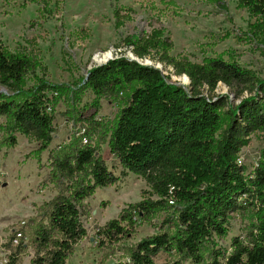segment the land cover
Here are the masks:
<instances>
[{
    "label": "trees",
    "instance_id": "obj_1",
    "mask_svg": "<svg viewBox=\"0 0 264 264\" xmlns=\"http://www.w3.org/2000/svg\"><path fill=\"white\" fill-rule=\"evenodd\" d=\"M238 2L256 18L249 33L264 34V0ZM126 44L139 59L163 68L121 55L92 66L77 85L53 83L41 63L10 51L0 38V128L10 145L21 133L34 136L41 152L47 150L62 97L74 114L90 90L96 106L79 118L84 128L51 156L50 178L59 190L33 230L30 264H69L88 235L85 200L130 172L146 180L151 196L129 203L99 227V246L119 243L138 222L162 211L174 228L143 238L112 264H156L162 251L181 256L164 264H264V160L251 172L240 161L249 136L264 133V78L225 54L201 62L174 56L159 28L133 35ZM172 74L187 75L189 85L173 81ZM220 82L235 90L237 104L216 92ZM103 97L122 99L112 121L97 116ZM95 136L107 141L121 176L109 169ZM249 207L255 208L256 222L232 238L229 251L218 248L216 237L228 235L230 215ZM23 252L24 245L17 244L0 264H21Z\"/></svg>",
    "mask_w": 264,
    "mask_h": 264
},
{
    "label": "rangeland",
    "instance_id": "obj_2",
    "mask_svg": "<svg viewBox=\"0 0 264 264\" xmlns=\"http://www.w3.org/2000/svg\"><path fill=\"white\" fill-rule=\"evenodd\" d=\"M126 11H131L129 17ZM255 20L238 0H0V38L6 47L41 63L49 81L72 85L79 84L92 66L109 57H136L126 39L143 36L154 28L164 30L174 56L201 62L207 56L225 54V58L234 57L264 78V34L252 35L248 30ZM138 60L163 68L161 63L149 58ZM168 70L171 72L172 68ZM181 77L172 74L173 81L189 85L190 80ZM220 90L232 94V102H239L234 89L222 86ZM93 99L94 94L87 90L80 105L76 104L74 114L68 100L64 97L59 100L54 138L42 152L34 136L17 133L16 143L10 145L5 140L6 132L0 128V262L22 243L21 264H30L34 254L33 230L46 209L45 204L59 190L50 178L51 156L84 128L79 118L95 112ZM121 102L120 98L103 97L97 116L114 120ZM94 139L109 169L121 176L122 166L107 141L98 136ZM260 160H264V133L256 131L242 148L240 161L251 172ZM149 196L146 180L131 172L116 183L97 189L84 205L83 220L88 235L76 245L69 264H112L124 258L127 250L143 238L173 229L172 222H164L168 213L162 211L154 218L138 222L133 232L119 243L99 246L98 228L117 217L129 203ZM254 222V207L233 212L229 233L216 237L217 247L229 251L232 238L244 235ZM210 257L207 255V259ZM179 258L177 252L162 251L155 261L164 264Z\"/></svg>",
    "mask_w": 264,
    "mask_h": 264
},
{
    "label": "built area",
    "instance_id": "obj_3",
    "mask_svg": "<svg viewBox=\"0 0 264 264\" xmlns=\"http://www.w3.org/2000/svg\"><path fill=\"white\" fill-rule=\"evenodd\" d=\"M183 85H184V84H183ZM222 86H224L225 88L228 89V86H227V85H225L224 83L220 82L219 85H218V87L216 88V92H217V93H220V94H228V95H230V99H231V101H232V99H233V95H232V94H229V93H225L223 90H220V88H221Z\"/></svg>",
    "mask_w": 264,
    "mask_h": 264
},
{
    "label": "water",
    "instance_id": "obj_4",
    "mask_svg": "<svg viewBox=\"0 0 264 264\" xmlns=\"http://www.w3.org/2000/svg\"><path fill=\"white\" fill-rule=\"evenodd\" d=\"M113 57H109V58H107L103 63H105V62H107L108 60H110V59H112ZM132 59H135V60H138V58H136V57H134V58H132ZM139 61V60H138ZM144 63H146V64H151V63H149V62H144ZM99 64H102V62H100ZM187 76V75H186ZM189 78V77H188ZM190 80V79H189ZM184 84V83H183Z\"/></svg>",
    "mask_w": 264,
    "mask_h": 264
},
{
    "label": "bare ground",
    "instance_id": "obj_5",
    "mask_svg": "<svg viewBox=\"0 0 264 264\" xmlns=\"http://www.w3.org/2000/svg\"><path fill=\"white\" fill-rule=\"evenodd\" d=\"M97 60H98V62H100V61H101V60H99V59H97ZM181 78H182V77H181ZM187 78H188V77L186 76V78H183V79H185V80H186ZM186 81H187V80H186Z\"/></svg>",
    "mask_w": 264,
    "mask_h": 264
}]
</instances>
